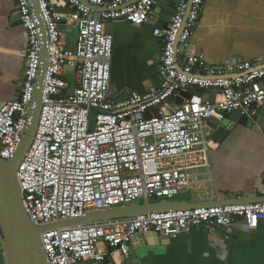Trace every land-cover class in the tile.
I'll list each match as a JSON object with an SVG mask.
<instances>
[{"label": "built area", "instance_id": "1", "mask_svg": "<svg viewBox=\"0 0 264 264\" xmlns=\"http://www.w3.org/2000/svg\"><path fill=\"white\" fill-rule=\"evenodd\" d=\"M15 1L26 55L19 92L0 105V159L14 158L42 78L37 127L16 170L22 206L36 227L113 206L172 200L200 169L209 177L207 121L234 111L254 118L264 108V66H215L193 51L204 0H177L166 27L153 31L162 44L158 86L119 101L109 96L113 38L106 25L145 23L163 0H59L68 13L54 0H37L38 12L29 0ZM63 25L76 29L73 49ZM189 90L190 98H183ZM261 220L264 202L232 203L47 229L40 242L47 264H98L104 247L116 260L126 259L138 233L169 239L199 225L213 231L241 221L256 230Z\"/></svg>", "mask_w": 264, "mask_h": 264}, {"label": "crops", "instance_id": "2", "mask_svg": "<svg viewBox=\"0 0 264 264\" xmlns=\"http://www.w3.org/2000/svg\"><path fill=\"white\" fill-rule=\"evenodd\" d=\"M54 1L59 12L71 11L66 4ZM171 1L163 0L159 12L145 23L117 21L106 25L113 38L111 99L131 92L144 94L158 86L162 44L153 31L167 24L174 10ZM17 19L16 1L0 0V105L15 97L23 78L26 37L22 26L14 24ZM61 29L67 46L73 49L75 27L63 25ZM117 43L122 48L118 54ZM191 43L195 53L203 54L215 66L224 62L264 66V0H204ZM204 95L209 101L214 98L210 90ZM208 132L212 142L207 153L209 177L200 169L190 187L174 201L222 204L264 196L254 188L264 172V108L246 125L236 124L221 142L212 139L214 132L209 126ZM134 246L136 260L130 264H264V221L256 230L247 229L243 221L213 231L199 225L167 241ZM104 251L106 264H126L128 257L119 261L108 248Z\"/></svg>", "mask_w": 264, "mask_h": 264}, {"label": "water", "instance_id": "3", "mask_svg": "<svg viewBox=\"0 0 264 264\" xmlns=\"http://www.w3.org/2000/svg\"><path fill=\"white\" fill-rule=\"evenodd\" d=\"M29 1L31 8L38 12V1ZM169 4L170 7H175L177 0H173L169 2ZM159 10L160 9L156 7L151 16L157 14ZM14 24L21 25L20 19L18 18L14 21ZM164 27H166V25ZM180 50H182V48H180ZM40 58L42 62L41 74L44 76L47 66V51L45 46L41 48ZM37 82L39 83V88L35 89L33 93V106L28 111L30 122L25 129L22 141L14 155V158L11 161L0 159V252L2 264H47L46 255L40 242L41 233L47 229L74 227L100 221L132 218L137 215H144L148 213L179 211L204 206L209 207L213 205H225L232 203L264 202V196L250 198L249 200H228L222 204H216L217 202L215 201L210 203H189L184 201L161 200L157 202H142L123 206H113L103 210L87 212L83 218L77 220L61 222L57 225L46 227L34 226L30 222L21 203L16 170L32 143L37 127L41 110L42 78L37 79ZM190 95L191 90L187 93H181V96L186 99H189ZM125 96V94H121V97L114 96L112 99L119 101L125 98ZM175 102L177 105H180L182 99L178 98ZM212 102L213 99L210 100V103ZM154 112L155 115H157L155 110ZM249 120L250 118L248 116L242 115L239 111H234L229 114H223L221 120L214 118L209 119L207 121V125L214 132L212 139L215 142H221L236 124L246 125ZM254 188L259 193L264 194V172L261 173ZM261 221L263 222L264 220ZM159 240L167 241L168 238L165 236H159L153 232L136 234L133 237L128 252V259L125 263L130 264L136 260L135 250L137 248L134 246L135 243H138L139 245H152V241L158 242ZM112 262L114 263L113 260ZM106 263V261H103L98 264Z\"/></svg>", "mask_w": 264, "mask_h": 264}, {"label": "rangeland", "instance_id": "4", "mask_svg": "<svg viewBox=\"0 0 264 264\" xmlns=\"http://www.w3.org/2000/svg\"><path fill=\"white\" fill-rule=\"evenodd\" d=\"M121 44L120 43H117V46H116V52H117V54L121 51ZM116 54V55H117ZM115 55V54H114ZM115 59H116V56H115ZM135 71L133 70L132 72H131V74H133V75H135V73H134ZM123 75H124V73H122ZM92 115H93V113H92ZM206 140H209V137H206L205 138ZM185 197V196H184ZM177 197H174L172 200H174V199H176ZM172 200H170V201H172ZM140 203H142V201H139Z\"/></svg>", "mask_w": 264, "mask_h": 264}, {"label": "trees", "instance_id": "5", "mask_svg": "<svg viewBox=\"0 0 264 264\" xmlns=\"http://www.w3.org/2000/svg\"><path fill=\"white\" fill-rule=\"evenodd\" d=\"M0 264H2V257H1V252H0Z\"/></svg>", "mask_w": 264, "mask_h": 264}]
</instances>
